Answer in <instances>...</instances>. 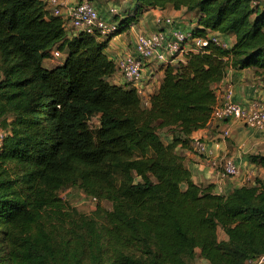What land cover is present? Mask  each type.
<instances>
[{"label":"trees","instance_id":"trees-1","mask_svg":"<svg viewBox=\"0 0 264 264\" xmlns=\"http://www.w3.org/2000/svg\"><path fill=\"white\" fill-rule=\"evenodd\" d=\"M132 1L117 34L141 11L169 6L196 13L197 35L235 41L164 66L145 107L134 89L109 81L111 38L68 36L42 0H0V264H249L264 256V181L219 195L195 184L175 152L207 126L214 85L229 68L252 69L264 82V0ZM55 45L64 57L47 68ZM248 158L264 167V156ZM71 187L95 197L96 209L68 206L60 192Z\"/></svg>","mask_w":264,"mask_h":264},{"label":"built area","instance_id":"built-area-1","mask_svg":"<svg viewBox=\"0 0 264 264\" xmlns=\"http://www.w3.org/2000/svg\"><path fill=\"white\" fill-rule=\"evenodd\" d=\"M45 10L52 16H58L63 20V28L68 36L84 32L96 35L100 40L114 38L119 30V21L113 19L118 12L115 7H110L108 12L111 18L106 19L89 0H80L71 4L72 0H42ZM260 0H253L256 5ZM156 24L160 29L151 33H138L134 38L133 49L120 54L115 58L114 65L120 78L134 91L141 100L143 106L149 105L151 96L156 91L153 66L173 65L184 63L191 53L203 51L210 45L223 49L232 45L225 39V35L208 31L205 36L197 35L192 28H174L171 17L159 16ZM133 26H129V29ZM51 58L62 61L64 53L60 52L56 45L50 51ZM50 58V60H52ZM229 119H235L247 128L264 132V103L252 100L242 105L233 100L231 86H227L219 102L210 115L208 123H224ZM222 138L229 136L228 129L221 132ZM5 132L0 130V150ZM192 148L203 156L206 165L217 171L223 177H234L239 173V167L232 158L217 159L212 157L200 139H192ZM82 193V192H81ZM80 203L95 210L98 200L82 193ZM66 202V196L63 197ZM249 264H264V256L250 260Z\"/></svg>","mask_w":264,"mask_h":264},{"label":"crops","instance_id":"crops-1","mask_svg":"<svg viewBox=\"0 0 264 264\" xmlns=\"http://www.w3.org/2000/svg\"><path fill=\"white\" fill-rule=\"evenodd\" d=\"M77 1L80 0H72L71 4ZM91 2L101 16L106 19L111 18L108 12L110 6H115L118 11L117 16L113 18L117 21L133 15L135 11V5L132 0H91ZM159 16L171 17L174 22V28L193 29L198 26L196 13L188 12L184 8L174 10L166 6L165 8L141 11L137 14L133 23H131L132 28H128L125 32L110 39L104 50V54L114 63L117 56L133 49L134 38L138 33H151L160 29L161 26L156 24V19ZM225 39L231 44L235 41L232 35H226ZM50 67L48 66L47 68ZM163 68L162 65H159L158 69L156 66L152 68L154 76L157 74L155 77L156 90L162 80ZM109 81L119 86L126 85L117 73ZM227 86H231L233 100L235 102L246 105L252 100H259L264 103V82L252 69L237 70L229 68L224 78L214 85L216 102L221 100ZM224 129H228L229 132V136L226 139L221 136V132ZM162 131H164L165 137L162 140L165 143L171 142V132L166 129ZM195 138L204 142L206 149L211 153L212 157L217 159L232 158L239 167L238 175L234 177H223L217 171L209 168L206 165L204 157L197 154L192 148L191 141ZM175 152L183 158L184 166L190 171L191 179L195 184H211L213 186V192L219 195H227L235 188L252 184L255 179L264 181V167L251 163L248 158L250 155L264 156V132L249 129L235 119H229L224 123H208L205 128L199 129L191 134L189 148H182L180 145H177ZM217 235L219 240L227 239L221 230H218Z\"/></svg>","mask_w":264,"mask_h":264},{"label":"rangeland","instance_id":"rangeland-1","mask_svg":"<svg viewBox=\"0 0 264 264\" xmlns=\"http://www.w3.org/2000/svg\"><path fill=\"white\" fill-rule=\"evenodd\" d=\"M91 2V0H89ZM114 4V3H112ZM115 5V4H114ZM110 7H115V6H110ZM109 9V8H108ZM117 10V9H116ZM118 12V11H117ZM52 59V58H51ZM58 61H56L54 58L52 60L50 59H46L43 62V65L45 67L48 66H53L55 64H57ZM159 65L156 66V68L158 69ZM157 74H155L156 77ZM97 118H93L90 120L89 125L92 129H94L97 126ZM2 129L1 127V123H0V130ZM159 135L161 136V138L164 140V131L159 130L158 131ZM81 191H79V189L75 188V187H71V188H66L63 191L60 192V197L61 199H64L63 197L66 196V203L68 204V206L76 208L79 212L82 213H86V214H90L92 211L91 208L85 206L84 204L80 203V199H81ZM101 206L104 207L105 209H109L110 208V203L107 202H102ZM194 264H206L205 261H203L201 258L197 257L194 261Z\"/></svg>","mask_w":264,"mask_h":264}]
</instances>
